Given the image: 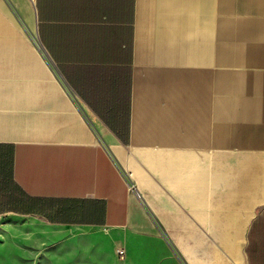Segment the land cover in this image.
<instances>
[{"label":"crops","instance_id":"0c3cea01","mask_svg":"<svg viewBox=\"0 0 264 264\" xmlns=\"http://www.w3.org/2000/svg\"><path fill=\"white\" fill-rule=\"evenodd\" d=\"M7 167L58 264H264V0H0Z\"/></svg>","mask_w":264,"mask_h":264},{"label":"rangeland","instance_id":"374dc122","mask_svg":"<svg viewBox=\"0 0 264 264\" xmlns=\"http://www.w3.org/2000/svg\"><path fill=\"white\" fill-rule=\"evenodd\" d=\"M58 232L42 219L31 216L21 217L0 215V264H55L60 260L52 258L53 247L58 245ZM134 247V243H131ZM152 244H139V250H132L127 261L126 254L116 264H158L149 256ZM125 249V248H120ZM159 252V259L166 263L164 250L153 244Z\"/></svg>","mask_w":264,"mask_h":264},{"label":"trees","instance_id":"16d2710c","mask_svg":"<svg viewBox=\"0 0 264 264\" xmlns=\"http://www.w3.org/2000/svg\"><path fill=\"white\" fill-rule=\"evenodd\" d=\"M9 168H0V215L4 213L42 214L38 201L15 186Z\"/></svg>","mask_w":264,"mask_h":264},{"label":"built area","instance_id":"2783aa9c","mask_svg":"<svg viewBox=\"0 0 264 264\" xmlns=\"http://www.w3.org/2000/svg\"><path fill=\"white\" fill-rule=\"evenodd\" d=\"M31 40H32V42H34L36 44L38 43L37 38L31 37ZM118 255L123 256L124 255V250L123 249L118 250Z\"/></svg>","mask_w":264,"mask_h":264}]
</instances>
